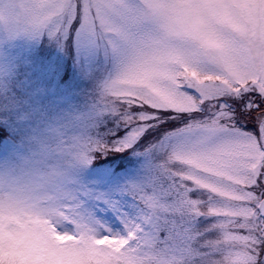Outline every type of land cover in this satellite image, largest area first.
Segmentation results:
<instances>
[{
	"label": "snow or ice",
	"instance_id": "6c2138e0",
	"mask_svg": "<svg viewBox=\"0 0 264 264\" xmlns=\"http://www.w3.org/2000/svg\"><path fill=\"white\" fill-rule=\"evenodd\" d=\"M19 7L26 34L107 67L81 131L55 143L75 157L56 193L0 213V264H264V0Z\"/></svg>",
	"mask_w": 264,
	"mask_h": 264
},
{
	"label": "rangeland",
	"instance_id": "374dc122",
	"mask_svg": "<svg viewBox=\"0 0 264 264\" xmlns=\"http://www.w3.org/2000/svg\"><path fill=\"white\" fill-rule=\"evenodd\" d=\"M106 67L102 53L71 37L58 45L46 32L9 35L0 28V170L80 132ZM93 165L96 159L80 169L81 179H98Z\"/></svg>",
	"mask_w": 264,
	"mask_h": 264
},
{
	"label": "clouds",
	"instance_id": "9594fccd",
	"mask_svg": "<svg viewBox=\"0 0 264 264\" xmlns=\"http://www.w3.org/2000/svg\"><path fill=\"white\" fill-rule=\"evenodd\" d=\"M19 5L20 0H0V28L6 33L12 28L18 34H26L31 26L30 18ZM55 152V144L44 145L40 156L47 159L43 163L38 164L36 157L0 170V213L5 217L28 215L33 205L48 201L56 193L64 179V165L73 163L75 157L61 161L54 158Z\"/></svg>",
	"mask_w": 264,
	"mask_h": 264
}]
</instances>
